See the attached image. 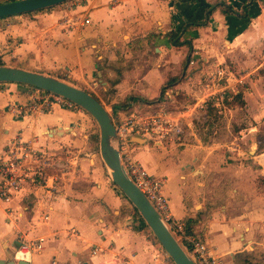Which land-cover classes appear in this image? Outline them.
Returning a JSON list of instances; mask_svg holds the SVG:
<instances>
[{
  "label": "crops",
  "instance_id": "1",
  "mask_svg": "<svg viewBox=\"0 0 264 264\" xmlns=\"http://www.w3.org/2000/svg\"><path fill=\"white\" fill-rule=\"evenodd\" d=\"M245 1L91 0L69 11L56 6L0 19L1 66L85 90L112 120L160 111L180 123L179 140L131 136L132 155L163 180L170 216L186 224V236L199 239L222 264H264V187L258 185L264 170L238 158L217 159L196 134L193 117L249 77L236 76L230 64L238 51L248 65L252 50L264 49V0L247 20L216 9L204 25L180 34L188 45L174 46L168 35L199 21L206 5L224 2L239 12ZM32 91L0 84V157L11 141H22L56 165L0 202V260L40 240L43 248L28 264H163L153 259L160 251L146 230L137 229L129 202L110 184L96 136L82 132L78 114L12 111L27 105ZM94 248L99 252L92 256Z\"/></svg>",
  "mask_w": 264,
  "mask_h": 264
},
{
  "label": "built area",
  "instance_id": "2",
  "mask_svg": "<svg viewBox=\"0 0 264 264\" xmlns=\"http://www.w3.org/2000/svg\"><path fill=\"white\" fill-rule=\"evenodd\" d=\"M91 0H83L88 3ZM192 56V55H191ZM195 59L190 60L193 66ZM30 102L25 106H13L12 111L19 116H28L36 113H48L54 108H60L72 113L81 112V109L61 96L33 88ZM112 120V119H111ZM116 130L115 147L118 150L123 169L132 183L143 193L152 207L161 217L163 223L170 230L175 239L190 256L195 264H222L212 257L205 245L196 238H189L184 232L182 223L172 219L169 213L168 201L162 193L163 180L151 176L132 155L133 144L131 136L150 137L157 135L161 140H179L183 131L178 121L172 120L163 112L148 113L146 115L131 114L124 120H112ZM55 162L44 158L28 142L11 141L0 157V202H9L21 190L26 179L41 178V170L55 167ZM42 242L29 241L19 247L12 254L15 262H27L31 253L42 250ZM99 252L92 250V256ZM163 264H172L167 255L157 252L154 260H162Z\"/></svg>",
  "mask_w": 264,
  "mask_h": 264
},
{
  "label": "rangeland",
  "instance_id": "3",
  "mask_svg": "<svg viewBox=\"0 0 264 264\" xmlns=\"http://www.w3.org/2000/svg\"><path fill=\"white\" fill-rule=\"evenodd\" d=\"M5 1L8 0H0V2ZM82 1L73 0L56 7V10L60 12L69 11V8H75L80 3H83ZM244 57L245 52L238 51L233 56V62L236 60V63H231L230 68L238 77L245 73H248L249 77L234 86H230V89L225 91L224 94L223 91V97L218 98V105L213 103L205 104L204 110L197 113L196 117H193V125L196 128V134L212 145L211 148L215 150L217 159L225 157L234 161L238 158L247 162L251 167L253 164L255 168L260 167L261 170H264V165L261 166L259 163L260 157L264 156V66L259 65L264 62V49L257 48L252 50L253 61L251 64L246 65ZM239 62L242 63V68L235 65ZM76 114H78V124L83 125L82 132L85 134L92 133L94 134L93 136H96L94 141L96 151V147H98L96 143L98 144L99 142V130L96 122L82 110L81 112H76ZM255 144L256 146H254ZM180 149L181 147H178L176 151L180 152ZM252 156L253 158L250 159ZM237 167L235 168V174L240 172V167ZM104 173L105 175L107 174L105 166ZM252 174L256 173L252 172ZM107 178L111 182L108 175ZM110 184L113 185L112 182ZM258 185L259 187H264L263 182L258 183ZM113 187L118 190L114 185ZM130 206L132 208L131 204ZM2 228L5 229L3 226ZM150 239L161 252L160 247L157 245L158 243H155L154 237H150Z\"/></svg>",
  "mask_w": 264,
  "mask_h": 264
},
{
  "label": "water",
  "instance_id": "4",
  "mask_svg": "<svg viewBox=\"0 0 264 264\" xmlns=\"http://www.w3.org/2000/svg\"><path fill=\"white\" fill-rule=\"evenodd\" d=\"M73 0H16L0 4V19L47 10ZM20 84L52 93L66 99L87 113L96 122L99 130V155L106 167L113 185L134 207L139 217L151 232L155 241L167 255L172 264H195L179 242L172 235L161 217L141 191L126 175L115 147L116 130L111 117L92 94L66 83L56 77L28 71L18 67L0 65V84ZM136 140L137 137H132ZM259 163L264 165V158ZM0 264H28L15 262L11 254L6 253Z\"/></svg>",
  "mask_w": 264,
  "mask_h": 264
},
{
  "label": "trees",
  "instance_id": "5",
  "mask_svg": "<svg viewBox=\"0 0 264 264\" xmlns=\"http://www.w3.org/2000/svg\"><path fill=\"white\" fill-rule=\"evenodd\" d=\"M12 1H16V0H8L5 2H0V4L6 3V2H12ZM255 3H257V0H246L240 6L241 10L239 12L236 11L232 6L227 5L224 2H216V3L211 4V5H206V6H204V8H205L204 9V15L199 21H193V22L186 23L184 25V27L179 31L180 33H177L175 31L169 33V35H168L169 40L171 43H173L174 46L186 45V44L188 45L189 44L188 41H182V42L180 41V39H179L180 34L184 33L187 29H189L191 27L193 28V27H199V26L204 25L206 23V21L208 20V18L210 17V15L212 14V12L218 8L221 9L222 13L226 16H234V17L239 18L240 20H247L250 18V11H251L252 6ZM119 193L121 195H123L120 191H119ZM122 197L125 198L124 196H122ZM132 211H133V216H135L136 224L138 226L137 229L138 230H142V229L146 230L149 233L150 237L152 238L153 236L151 235V232L148 230L145 223L139 217V215L137 214V212L133 206H132ZM183 227H184V232L186 234V224L185 223H183ZM155 243H156V241H155ZM157 245L159 246V244H157Z\"/></svg>",
  "mask_w": 264,
  "mask_h": 264
},
{
  "label": "bare ground",
  "instance_id": "6",
  "mask_svg": "<svg viewBox=\"0 0 264 264\" xmlns=\"http://www.w3.org/2000/svg\"><path fill=\"white\" fill-rule=\"evenodd\" d=\"M262 158H264V156H262Z\"/></svg>",
  "mask_w": 264,
  "mask_h": 264
}]
</instances>
